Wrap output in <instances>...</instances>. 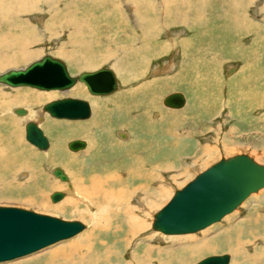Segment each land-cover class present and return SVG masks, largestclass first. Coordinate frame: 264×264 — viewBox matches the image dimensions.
<instances>
[{
	"label": "rangeland",
	"instance_id": "obj_1",
	"mask_svg": "<svg viewBox=\"0 0 264 264\" xmlns=\"http://www.w3.org/2000/svg\"><path fill=\"white\" fill-rule=\"evenodd\" d=\"M165 1L41 0L35 8L2 11L7 19L4 21L5 17L0 15V44L8 46L4 54L0 51V63L6 60L0 64V72L24 67L44 54H51L63 60L73 75L110 67L117 74L120 87L99 96L91 94L83 82L75 84L68 95L87 99L92 115L85 120H69L47 114L41 127L51 145L42 151L25 138L27 116H19L13 109L24 107L31 114L29 118L36 119L43 104L63 97V93L0 83V135L5 141L0 142V148H6L9 154L8 161L0 163V206H17L66 220H80L86 225L73 237L0 264H48L44 252L73 242L79 243L85 252L89 238L80 235L93 224L82 216L51 207L72 195L73 172L77 169L86 179L88 173L84 171H113L125 185L135 188L145 181L132 178V169L140 167V174H135L145 176L156 166L160 169L153 172L152 183L145 184L151 194L136 192L137 200L130 202L144 226L135 238L125 240V216L113 221L126 209V204L121 208L125 198L104 204L102 211L89 208V214L105 212L112 225L107 233L98 234L91 261L105 255L108 248L114 253L101 264H145L153 260L152 264H183L179 252L191 250L192 239L212 237L222 227L224 236L216 243L224 239L225 245L198 253L185 263L195 264L212 254L229 253V264H264V187L208 229L165 236L152 230L154 213L168 203L175 190L222 157L246 153L264 163V0H214L216 4L212 6L217 9L207 11L212 20L206 28L204 23H179L171 0L166 3L170 15L163 17ZM212 2L208 0L207 4L211 6ZM237 14L241 19L244 15L249 19L248 28L244 24H229L228 19ZM217 20L220 25L216 27ZM171 63L175 65L170 69ZM157 67L161 74L156 75ZM173 91L187 95L183 108L164 105V96ZM93 120H97V125L91 129L88 124ZM52 121L69 126H58ZM77 123L84 126L76 133L70 125ZM60 132L64 135L60 136ZM120 132L125 133L123 138ZM77 138L87 140L88 146L76 152L69 150L66 142ZM57 142L69 165L49 158L47 153ZM74 157L77 161L71 162ZM56 167L65 170L68 181L53 174ZM55 191L64 192L65 197L53 202L51 194ZM140 197L141 207L135 204L140 203ZM148 199L152 204L145 209ZM121 222H125L124 226H120ZM120 227L123 230L117 231ZM247 241H251L248 248L237 247L239 242ZM166 246L170 247L163 248ZM159 250L166 251L159 255Z\"/></svg>",
	"mask_w": 264,
	"mask_h": 264
},
{
	"label": "water",
	"instance_id": "obj_2",
	"mask_svg": "<svg viewBox=\"0 0 264 264\" xmlns=\"http://www.w3.org/2000/svg\"><path fill=\"white\" fill-rule=\"evenodd\" d=\"M78 82H83L91 94L99 96L109 95L119 88L117 75L110 67L72 75L63 60L50 54L25 67L0 72V83L10 87L30 86L67 92ZM163 103L167 107L181 108L185 105V96L181 92H171L164 97ZM16 112L23 115L27 109L19 107ZM41 113L40 120L44 119L45 113L58 119L81 120L92 115V108L87 99L63 96L45 103ZM25 138L41 150L50 147L49 138L38 120L25 123ZM68 146L77 151L85 148L87 142L73 139ZM53 174L64 181L69 180L61 167H56ZM263 187L264 165L248 154L222 157L183 188L177 189L170 201L155 214L152 227L166 234L196 232L220 221ZM64 195L62 191H55L51 199L57 202ZM85 227L80 220H66L17 206H0V262L33 253L73 236ZM230 261L229 254H212L195 264H229Z\"/></svg>",
	"mask_w": 264,
	"mask_h": 264
},
{
	"label": "bare ground",
	"instance_id": "obj_3",
	"mask_svg": "<svg viewBox=\"0 0 264 264\" xmlns=\"http://www.w3.org/2000/svg\"><path fill=\"white\" fill-rule=\"evenodd\" d=\"M41 0H13V2H11V0H0V15H2L3 17H5L4 21H6L7 19V14H3L2 11H5V10H8V11H18L17 8H19L20 11L22 10H25V9H31V8H35L37 5H39ZM168 1L170 0H167L164 3V5H162V7H168V4H166ZM229 0H227L226 2H228ZM208 0H195V2H193V0H171L170 3H173L174 6H175V11H177L176 13V16L178 19H180V22L179 23H184V24H188V25H191V24H194V25H199V24H202L204 23V27L206 28L209 23L211 22L212 18L210 19L209 15L207 14V11L208 10H212L213 8L214 9H217V6H212L214 4H216L213 0V2L211 3V6L207 4ZM14 3V7L11 6V4ZM64 4V3H63ZM6 5V6H5ZM16 5L18 7H16ZM172 5H170L169 7H171ZM210 6V7H208ZM16 7V8H15ZM163 9L164 12L162 13V16L163 17H167L170 15L168 9L166 8ZM48 9V8H47ZM133 9V8H132ZM146 9V8H145ZM147 10V9H146ZM170 10V9H169ZM92 11V10H90ZM171 11V10H170ZM235 11V10H234ZM17 15V13H15ZM138 14V13H137ZM136 14V15H137ZM231 15V14H229ZM9 18V17H8ZM137 18V17H136ZM229 20V24L233 23L234 25H237V23L241 24H244L246 25V27L248 28V24H247V21L249 20L245 15L244 17L241 19L240 18V15H236V16H233L231 17ZM2 21V20H0ZM241 21V22H240ZM145 24V23H144ZM239 24L237 26V28L239 29ZM220 25V22H218L217 20V23H216V27ZM79 26V25H78ZM77 26V27H78ZM203 27V25H201ZM81 27V26H80ZM210 27V26H209ZM208 27V29H209ZM212 28V27H211ZM236 28V29H237ZM235 30L232 28V31ZM28 35V34H27ZM27 37V36H26ZM1 43V42H0ZM8 45L7 44H4L2 42V45L0 44V51L4 54L5 52H3L5 49V47H7ZM26 46L24 45L23 48H25ZM123 47V46H122ZM45 55V54H44ZM44 55H42L41 57H43ZM51 55V54H50ZM36 60V59H35ZM1 61V60H0ZM6 61V60H5ZM3 61V62H5ZM3 62H1L0 64H2ZM28 65V64H27ZM175 64L171 63L169 65V68H173ZM25 67V66H24ZM20 68V67H19ZM168 68V69H169ZM190 68V67H188ZM233 68V67H232ZM98 69V68H97ZM159 67L156 68L155 72H157L156 75L158 74H161V72L159 70ZM8 70V69H7ZM234 70V69H233ZM4 72V71H3ZM84 72V71H83ZM166 73V71H164ZM154 73V72H153ZM163 73V72H162ZM72 74V73H71ZM80 74V73H79ZM73 75V74H72ZM77 75V74H76ZM117 75V74H116ZM118 78V77H117ZM119 81V80H118ZM86 85V84H85ZM80 86V85H79ZM30 87V86H29ZM87 87V86H86ZM85 87V88H86ZM119 87H120V83H119ZM32 88H35V87H32ZM81 89H83L82 86H80ZM36 89H39V88H36ZM119 89V88H118ZM39 90H46V89H39ZM51 90H59V89H51ZM70 90V89H69ZM69 90L66 92L64 90H59L60 92L63 93L64 96H69L68 95V92ZM49 91V90H48ZM173 92H181L184 94L185 96V105L187 104V96L185 95L184 92L182 91H173ZM171 93V92H170ZM169 94V93H168ZM76 97V96H75ZM165 97V96H164ZM164 99V98H163ZM47 103V102H46ZM44 105V104H43ZM42 105V107H43ZM184 105V106H185ZM189 105V103H188ZM183 106V107H184ZM42 107L41 109L38 111V115L36 117V119H31L29 118V116H31V114H29V111L27 110V113L26 114H23V115H20L16 112V109L19 108V107H16L13 109V112H15L17 115L19 116H27V120L25 121V123L28 121V120H38V124L39 126L41 127V123L44 121L47 113H45V117L43 120H40L39 119V116L42 114ZM181 107V108H183ZM171 108V107H169ZM189 108V107H188ZM172 109H180V108H172ZM29 115V116H28ZM49 115V114H48ZM50 116V115H49ZM29 118V119H28ZM57 119V118H56ZM81 120H85V119H81ZM6 121V120H5ZM53 122V121H52ZM54 124H57L58 126H61V125H67L69 126L68 124L66 123H59V122H53ZM48 125L51 124V122H48L47 123ZM89 127L92 129L94 126L97 125V120H93L91 123L88 124ZM72 126V131L75 130L76 133L79 129V127H82L84 125H78L77 124H74V125H70ZM42 128V127H41ZM51 128V127H50ZM43 129V128H42ZM94 129V128H93ZM44 131V130H43ZM46 134V133H45ZM63 133H59L60 136H63L62 135ZM75 134V133H73ZM129 134V133H128ZM72 135V134H71ZM120 136L123 138L125 136V133L123 132H120ZM130 136V135H129ZM49 138V137H48ZM77 139H80V138H77ZM73 140V139H72ZM81 140H85V139H81ZM64 141V140H63ZM87 142V146H88V141L85 140ZM0 142H4L5 141L3 140V136L0 135ZM29 142V141H28ZM49 142H50V139H49ZM61 142V141H60ZM60 142H57V144L55 143V145L53 146V148L50 149V152L47 153L49 155V158H53L55 161H62L63 163H65L66 165H69L68 162H66V160H64L62 154L60 153L61 151V146H59V143ZM69 142V141H68ZM68 142L67 145H68ZM63 143V142H62ZM65 143V142H64ZM215 143V142H214ZM50 145H51V142H50ZM35 146V145H34ZM86 146V147H87ZM69 147V146H68ZM85 147V148H86ZM83 148V149H85ZM41 150V149H40ZM70 150V148H69ZM82 150V149H80ZM44 151V150H42ZM72 151H75V150H72ZM76 152V151H75ZM46 154V155H47ZM242 154H246V153H242ZM236 155V154H235ZM249 155V154H248ZM99 156V155H98ZM137 156V155H136ZM233 156V155H232ZM56 157V159L54 158ZM231 157V156H229ZM252 157V156H251ZM77 158V156H76ZM228 158V157H226ZM254 158V157H252ZM9 159V154L7 153V150L6 148H0V163H3V162H7ZM255 159V158H254ZM71 162L72 161H77V159L74 158H70ZM79 160V159H78ZM256 160V159H255ZM69 161V160H68ZM219 161V160H218ZM217 161V162H218ZM257 161V160H256ZM258 162V161H257ZM102 163V162H101ZM106 163V162H105ZM216 163V162H215ZM261 163V162H260ZM108 164V163H107ZM163 164V163H162ZM214 164V163H213ZM212 164V165H213ZM262 164V163H261ZM264 165V163L262 164ZM99 166V165H98ZM109 166V165H108ZM162 166V165H160ZM118 167V166H117ZM116 166H112V169H115L117 168ZM210 167V166H209ZM131 168V167H130ZM160 169L159 166H156L154 167V170L153 172L155 171V169ZM165 169L169 168V166H165L164 167ZM55 169V168H54ZM83 169V168H82ZM108 169V168H107ZM134 169V170H133ZM132 169V172L130 173L128 171V173H130V175H132V178H136V179H139V180H142V178L144 179V183H139V184H136V187L135 188H131L129 187V185H125L123 180H122V177H120L119 175H115L114 173H111L113 171H106V170H103L102 172H91L89 173L90 171H84L85 173H88V176H87V179L84 178V177H81V174H84V173H78L80 172L79 169H77L75 172H73V174H75L74 176V184H75V187H74V190H73V193H71L72 195H68L66 196V198L64 199V201L62 203H59L57 205H51V207L53 208H57V209H60V210H63V211H68L76 216H82L83 218H85L86 220L89 219V222L93 224V227L91 229H89L88 232L86 233H82L80 236H84L86 235L88 238H89V243L87 245V247L85 248V252L83 251L82 247L80 246L79 243L77 242H73L72 244H69L67 246H61L60 249H57V250H53V251H49V252H44L43 253V256L47 259V262L48 264H101L104 260H105V257L109 256L110 254L114 253V252H111L110 249H106L104 250V253L105 255H99L98 257H96L94 260H90V259H93L92 258V253H93V244L95 243L97 237H98V234L103 231L105 233H107L108 231L106 229H112V225L110 224L111 223V219L110 217L108 216H105V212H102L104 214H101L99 215L98 212H95L93 213L94 211L91 212V214H89L90 212V209L89 208H92V209H99V210H103V205L104 204H112V201H119L120 202V199H123L125 198V201L124 203L122 204L121 208L126 204L127 207L126 209H124L123 212H119L117 215H116V218L117 219H114L113 221L117 222L118 219L120 218V215L122 216H125V219H127V223H128V227H127V231L124 232L125 234V240L128 241L129 237H134L136 234H139L143 229H144V226H143V223H142V220L138 219L137 215H136V211L134 212L132 210L133 207H135L134 205H131L130 202H132L134 199L138 198V197H135L134 193H142L145 192V193H149L151 194V189L149 187H145V184L147 183V181L151 182L152 181V178L155 174H153V172H149V171H146V175L145 176H140V175H137L135 174V172H139L138 174H140V167H137V168H133ZM163 169V168H162ZM84 170V169H83ZM117 170V169H116ZM137 170V171H136ZM147 170V169H146ZM106 171V172H105ZM53 172V171H52ZM123 173V172H122ZM153 174V176H152ZM122 175V174H121ZM124 175V174H123ZM127 175V174H126ZM62 180V179H61ZM166 183V181L163 180V183ZM152 183V182H151ZM127 184V183H126ZM168 184V183H167ZM188 184V183H187ZM135 185V184H134ZM117 186V187H116ZM131 188V189H130ZM183 188V187H182ZM156 190V189H154ZM177 190V189H176ZM175 190V191H176ZM127 191H132L131 193L127 194ZM124 192V193H123ZM54 193V192H53ZM52 193V194H53ZM175 193V192H174ZM255 193V192H253ZM252 193V194H253ZM51 194V195H52ZM155 194V193H154ZM70 196V197H69ZM161 196V195H160ZM65 197V195H64ZM63 197V198H64ZM142 197V195H141ZM140 197V203H136L135 204H139L140 207L143 206V201ZM151 197V196H150ZM77 198V199H76ZM134 198V199H133ZM152 198V197H151ZM248 198V197H247ZM246 198V199H247ZM133 199V200H132ZM245 199V200H246ZM137 200V199H136ZM244 200V201H245ZM60 201V200H59ZM170 201V200H169ZM168 201V202H169ZM243 201V202H244ZM58 202V201H57ZM118 202V203H119ZM242 202V203H243ZM241 203V204H242ZM152 204V201L151 200H147L146 203H145V209H148L149 205ZM240 204V205H241ZM131 205V207L129 208V206ZM239 205V206H240ZM87 206V208H86ZM239 206H237L233 211H235ZM137 207V206H136ZM163 208V207H162ZM161 208V209H162ZM160 209V210H161ZM135 210V209H134ZM160 210H158L157 212H159ZM232 211V212H233ZM155 212L154 213V216L155 214L157 213ZM230 212V213H232ZM260 212V211H258ZM87 213V214H86ZM138 213V212H137ZM228 213V214H230ZM226 214V215H228ZM225 215V216H226ZM224 216V217H225ZM262 218V216H261ZM223 219V218H222ZM154 221V219H153ZM122 223V224H121ZM120 223V226H124L125 222H121ZM153 224V223H152ZM212 225V224H211ZM115 226V225H114ZM210 226V225H209ZM207 226V227H209ZM205 227V228H207ZM203 228V229H205ZM208 229V228H207ZM224 228L220 227L217 229V232L215 230V234L212 236V237H206V235H203L197 239H192L194 244H193V247L191 248V250H186V249H183V252H179V255L178 257H181L179 258V260L181 262H183V264H186L185 262L187 261V259L195 256V255H198V253H204V252H207V251H214L216 250L217 246H223L225 245L226 243L223 242L224 239H222V242L221 243H216L219 239V241L221 240V237L223 238L224 236V232H222ZM123 229L120 227V228H117V231H122ZM153 231H155V229L152 228ZM202 230V229H201ZM83 231V230H82ZM157 231V230H156ZM199 231V230H198ZM81 232V231H80ZM79 232V233H80ZM157 232H160L161 234L163 232L161 231H157ZM214 232V231H213ZM78 234V233H77ZM76 235V234H75ZM73 235V236H75ZM165 235H168L166 233H163L162 236H165ZM71 236V237H73ZM137 236V235H136ZM70 238V237H68ZM68 238H65V239H68ZM135 238V237H134ZM264 238V237H263ZM65 239H62V240H65ZM124 239V238H122ZM151 239V238H150ZM80 240V238H79ZM93 240V241H92ZM251 240V239H250ZM61 241V240H59ZM57 241V242H59ZM120 242V241H119ZM262 242V241H261ZM56 243V242H54ZM52 243V244H54ZM114 243H117L114 242ZM242 242H239L237 244V247L238 248H243L245 249L246 247L248 248V245L249 243H251V241H247L245 243H242ZM51 245V244H50ZM252 245V244H250ZM256 245V244H255ZM49 246V245H48ZM254 246V245H252ZM251 246V247H252ZM47 247V246H46ZM167 247H170V246H166V247H163V248H167ZM233 247V245H232ZM264 246H262L263 248ZM45 248V247H43ZM41 248V249H43ZM254 248L256 249V247L254 246ZM261 248V249H262ZM233 249V248H232ZM40 250V249H39ZM171 250V249H170ZM220 250V249H219ZM263 250V249H262ZM38 251V250H37ZM103 251V250H102ZM148 251H150V249L148 248ZM163 251H166V250H159L158 251V254L160 255ZM241 251V250H240ZM248 251V250H247ZM36 252V251H35ZM243 252V251H242ZM246 252V251H245ZM247 253V252H246ZM262 253V252H261ZM31 254V253H30ZM171 254V253H170ZM223 254H229V253H223ZM28 255V254H27ZM42 255V254H41ZM156 255V254H155ZM162 255V254H161ZM200 255V254H199ZM231 256V254H229ZM245 255V254H244ZM248 255V254H247ZM246 255V256H247ZM25 256V255H24ZM183 256V257H182ZM246 256L245 259H246ZM264 256V254H263ZM21 257V256H20ZM40 257V256H39ZM110 257V256H109ZM207 257V256H206ZM19 258V257H17ZM160 258V257H159ZM260 258V257H259ZM264 258V257H263ZM16 259V258H15ZM41 259V258H40ZM138 261H140L139 258H137ZM231 259H232V256H231ZM244 259V260H245ZM154 261V260H153ZM151 261V262H153ZM156 261V260H155ZM151 262H146L145 264H152ZM231 262V261H230ZM156 263V262H155ZM158 263V262H157ZM165 264H170L168 261L165 262Z\"/></svg>",
	"mask_w": 264,
	"mask_h": 264
},
{
	"label": "crops",
	"instance_id": "obj_4",
	"mask_svg": "<svg viewBox=\"0 0 264 264\" xmlns=\"http://www.w3.org/2000/svg\"><path fill=\"white\" fill-rule=\"evenodd\" d=\"M184 28H186V27H184ZM187 29V28H186ZM201 29V28H200ZM186 95V94H185ZM187 96V95H186ZM187 102H188V99H187Z\"/></svg>",
	"mask_w": 264,
	"mask_h": 264
}]
</instances>
